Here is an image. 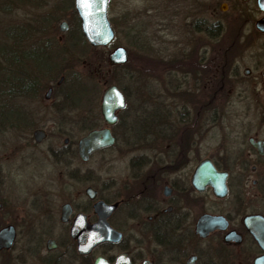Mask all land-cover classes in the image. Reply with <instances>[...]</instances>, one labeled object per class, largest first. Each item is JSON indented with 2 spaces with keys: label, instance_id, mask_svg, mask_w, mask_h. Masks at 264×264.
<instances>
[{
  "label": "flooded vegetation",
  "instance_id": "flooded-vegetation-1",
  "mask_svg": "<svg viewBox=\"0 0 264 264\" xmlns=\"http://www.w3.org/2000/svg\"><path fill=\"white\" fill-rule=\"evenodd\" d=\"M236 1L228 0L233 2L234 21L210 15L213 20L204 18L209 24L202 31L219 40L235 22L239 41L244 40L247 29V37L264 34V10L257 0ZM260 19L262 28L258 29ZM197 51L202 63L189 64V147L185 159L180 154L183 145L177 144L179 130L173 126L175 122H167L165 114L149 118L132 110L123 113L127 96L121 90L125 106L115 112V122L106 124L99 104L98 123L85 134L108 128L113 142L103 149L131 152L122 181L111 180L106 197L93 186L82 187L81 163L86 161L78 153L83 137L80 120L74 126L78 128L76 139L70 135L71 128L55 129L56 135L65 136L62 145L44 152L45 159L43 152H25L40 147L48 135L35 122L31 133V128L6 131L10 139L0 134V178L5 177V169L9 173L11 168L23 169L27 164L34 168L21 231L13 221L2 218L8 204L0 193V229L10 225L15 231L10 247L0 249V264H34L36 257V264H66V259L71 264H94L97 257L112 264L121 254L126 258L122 264H264V49L206 47ZM243 60L249 64L243 65ZM61 81L62 76L55 85L49 82L43 97L37 95L26 102L30 119L43 117L47 109H57L64 118L76 114L75 101L56 89ZM35 130L44 134L40 142L33 138ZM5 140L10 141L9 150ZM49 153L59 165L57 184L40 169ZM205 160L226 174L221 196L209 185L197 190L191 183L195 168ZM98 201L114 206L107 223L120 238L80 254L71 228L78 216L87 225L96 223L94 205ZM204 216L213 219L215 226L209 230L211 222L204 221L202 230L207 232L201 235L198 223ZM150 245L148 257L134 249Z\"/></svg>",
  "mask_w": 264,
  "mask_h": 264
},
{
  "label": "rangeland",
  "instance_id": "rangeland-1",
  "mask_svg": "<svg viewBox=\"0 0 264 264\" xmlns=\"http://www.w3.org/2000/svg\"><path fill=\"white\" fill-rule=\"evenodd\" d=\"M236 3L240 2L236 1ZM231 4L233 2L230 3L228 0H189V5L187 0H110L107 14L114 30V38L109 44L110 50L104 47H91L89 44L84 47L76 46L74 51L76 54L80 53V62L70 60L68 64L69 72L85 76L90 88L91 82L105 80L98 89L99 96L92 97L86 94L79 100H75L76 114L72 115L73 117H70L67 112L68 118L61 117L62 114L57 112V109H47L43 117L41 115L36 117L35 125L38 124L46 129L48 135L40 147H29L25 152L35 151L40 154L47 151L49 147L62 145L65 135H56L55 129L58 126L71 128L70 135L74 137L72 139H76L78 128L76 126L74 129L77 125L75 122L80 120L82 128L94 123L96 112H99L101 95L110 84H119L126 92L127 109L123 113L132 110L134 114L146 115L149 118L156 117L157 114L159 117V113H163L167 117V122L170 123L186 120L189 111L184 112L182 105L184 102L185 108L189 109V53L195 52L198 59L202 55L197 49L206 47L264 49V34L247 37L249 35L246 33L247 29L244 40L239 41L235 36L238 31L235 22L229 23L234 28L225 30V33L218 36L219 40L199 30L209 24V21L204 18L234 21ZM54 9H58L62 17L53 24L55 27L53 34L62 40L64 37L60 36L63 34L59 30L60 24L63 21L66 23L64 33L74 28L76 24L75 15L70 10L68 0H23L21 2L0 0V24H18L25 23L29 19H40L42 15ZM59 14L57 13L58 16ZM240 23L238 22V26L242 25ZM118 46L126 49L127 61L117 68L106 67L109 54ZM248 64L243 60V65ZM57 80L58 78L51 82V85H55ZM44 93L45 90H42L39 96L43 97ZM167 113H172L171 117H168L170 115ZM65 123L68 125L66 126ZM175 123L172 125L175 126ZM181 131L180 136L177 137V144L183 145L184 150H180V154H183L182 159H185L189 147V128ZM85 133L86 130L81 129V135ZM10 136L11 134L5 133L7 139H10ZM5 141L8 143L5 147L9 150L10 141ZM13 150L15 151L14 148ZM43 156L45 159V153ZM130 157L131 152L127 150L102 149L93 153L86 162L81 163L83 189L86 186H93L99 195L108 196V185L111 184V180L116 183L122 181L126 161ZM40 169L48 175L50 181L57 184L59 165L52 160L50 153L47 163ZM33 171V166L27 164L23 166V169L11 168L9 173L5 169V177L0 178V193L8 204L1 216L4 220L13 221L20 231L26 222V199L30 195L27 191H30L29 182ZM124 235L127 236L128 233L124 232ZM151 247L152 245L134 249L141 250L142 256L148 257ZM37 262L38 257L34 259V264ZM65 263L71 264L68 259Z\"/></svg>",
  "mask_w": 264,
  "mask_h": 264
},
{
  "label": "trees",
  "instance_id": "trees-1",
  "mask_svg": "<svg viewBox=\"0 0 264 264\" xmlns=\"http://www.w3.org/2000/svg\"><path fill=\"white\" fill-rule=\"evenodd\" d=\"M14 1L21 2L23 0ZM68 2L70 10L75 15L76 24L74 28L60 35L64 37L61 38L62 40L53 34L55 31L53 24L62 17L58 9L49 11L40 19H29L25 23L0 24V134L11 130L30 128L34 120L26 115V102L39 95L49 82H53L61 76V84L56 89L60 90V95L69 97L71 101L79 100L86 94L92 97L99 96L98 89L103 85L104 79L97 80V83L92 80L90 88L89 83H86L88 80L85 76L84 78L79 73L69 72L70 60L80 62L81 59L80 53L76 54L74 51L76 46L84 47L88 46V43L81 33L73 0H68ZM209 34L215 33L210 31ZM104 48L110 50V45ZM201 63L196 58V54H189V64ZM105 65L110 68L123 66H112L108 59ZM117 86L126 95L125 90L119 84ZM185 106L183 102L182 110L188 112L189 109H186ZM187 116L186 120L175 123V127L179 130L176 134L177 137L180 136L181 130L189 128V113ZM98 120V116L95 115L94 123L81 129L87 131L95 127Z\"/></svg>",
  "mask_w": 264,
  "mask_h": 264
},
{
  "label": "water",
  "instance_id": "water-1",
  "mask_svg": "<svg viewBox=\"0 0 264 264\" xmlns=\"http://www.w3.org/2000/svg\"><path fill=\"white\" fill-rule=\"evenodd\" d=\"M109 0H88L90 6L86 7L82 0H74V9L80 21L82 35L91 47H105L114 36L113 28L110 25L107 15ZM257 5L264 10V0H257ZM262 19L258 20L256 26L262 28ZM61 31L66 30L65 22L59 26ZM111 65H122L127 61V51L124 47L118 46L108 56ZM49 95V92L46 93ZM125 106V97L116 85L108 86L102 93L100 100V113L106 124H112L116 120L115 112L123 109ZM33 138L40 142L44 134L40 130L33 132ZM113 138L108 128L93 129L87 132L78 142V153L82 161H87L89 156L100 149L111 145ZM224 172L217 171L212 164L205 160L200 163L194 170L191 183L197 190H202L205 185L212 188L216 196H221L225 192ZM92 191L87 190L90 195ZM114 206L107 205L98 201L94 205L95 212L98 216L96 223L87 225L83 217H77L74 226L71 228V236L76 239L77 251L80 254H87L92 248L104 241H118L120 234L112 230L108 223L107 217ZM206 220L211 222L209 230L214 228V220L204 216L198 223L197 230L201 235L207 230H202V223ZM15 236L14 228L10 225L0 229V249L9 248ZM125 255L121 254L115 258L112 264H122L126 262ZM94 264H111L102 257H97Z\"/></svg>",
  "mask_w": 264,
  "mask_h": 264
},
{
  "label": "snow or ice",
  "instance_id": "snow-or-ice-1",
  "mask_svg": "<svg viewBox=\"0 0 264 264\" xmlns=\"http://www.w3.org/2000/svg\"><path fill=\"white\" fill-rule=\"evenodd\" d=\"M82 3H83L86 7L90 6V4L88 3V0H82Z\"/></svg>",
  "mask_w": 264,
  "mask_h": 264
}]
</instances>
